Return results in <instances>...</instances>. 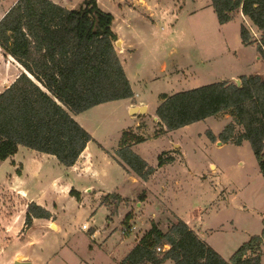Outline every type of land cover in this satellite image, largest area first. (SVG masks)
Here are the masks:
<instances>
[{"label":"rangeland","instance_id":"obj_1","mask_svg":"<svg viewBox=\"0 0 264 264\" xmlns=\"http://www.w3.org/2000/svg\"><path fill=\"white\" fill-rule=\"evenodd\" d=\"M11 1L0 0V8ZM57 1L68 8L82 2ZM97 4L113 15L112 30L120 41L115 49L134 93L132 101L142 100L146 111L130 115L125 98L73 115L92 136L86 146L92 172L71 174L65 166L45 161L39 177L31 172L21 175L19 162L30 150L23 146L13 168L11 159L0 165L1 264H15L13 256L29 264H120L152 221L167 233H174L182 221L228 259L264 227V179L249 142L218 144L220 132L233 120L228 112L175 130L164 129L154 116L163 93L260 73L263 57L255 43L241 42L240 14L220 24L210 0H97ZM4 67L11 70L5 76L8 83L22 71L12 57L0 52V73ZM129 128L145 137L132 149L156 168L146 181L127 172L115 158L121 134ZM240 130L236 126L235 134ZM162 153L173 160L158 167ZM67 174L69 179L64 178ZM71 188L80 190L79 201L69 194ZM53 189L55 193L50 192ZM98 191L118 193L127 200L117 204L110 196L104 202ZM31 199L46 204L52 218L36 219L25 227ZM127 213L132 215V229L122 233ZM50 222H56V231L40 227ZM82 224L87 228L81 229Z\"/></svg>","mask_w":264,"mask_h":264},{"label":"trees","instance_id":"obj_2","mask_svg":"<svg viewBox=\"0 0 264 264\" xmlns=\"http://www.w3.org/2000/svg\"><path fill=\"white\" fill-rule=\"evenodd\" d=\"M210 5L220 24L242 14L241 42L255 43L264 59V0H210ZM112 22L113 15L102 10L97 0H82L73 8L53 0H16L3 14L0 52L12 57L22 71L0 92V161L23 146L72 166L92 139L73 115L101 103L133 97L115 49L118 37ZM235 78L163 93L155 117L164 129L175 130L230 113L233 120L224 126L219 139L236 145L247 140L264 179V78L259 73ZM236 126L241 129L238 134ZM206 133L211 140L216 139L210 130ZM144 140L131 128L123 130L115 158L127 172L146 181L156 168L132 149ZM163 154L158 156V167L173 160ZM69 194L80 200L75 188ZM110 196L117 204L127 200L118 193H107L102 200L106 202ZM51 218L44 206L33 200L27 204L25 227L33 226L34 219ZM131 219L127 213L122 229L132 226ZM174 231L164 232L152 221L120 264H161L166 260L174 264H262L264 227L228 259L186 223L178 221Z\"/></svg>","mask_w":264,"mask_h":264},{"label":"crops","instance_id":"obj_3","mask_svg":"<svg viewBox=\"0 0 264 264\" xmlns=\"http://www.w3.org/2000/svg\"><path fill=\"white\" fill-rule=\"evenodd\" d=\"M16 0H12L11 1V3H9V5L7 6L6 5V7L4 8H0V18L3 16V14L8 10V8L15 2ZM54 2H56V3H61L60 1H57V0H53ZM3 3V2H2ZM62 4V3H61ZM241 16H242V14H241ZM243 17V16H242ZM244 18V17H243ZM245 19V18H244ZM116 35H117V33H116ZM117 37H118V35H117ZM117 46V45H116ZM118 47H120V46H118ZM117 53H118V51H117ZM4 71H3V73H0V85L2 84V85H4V84H6L7 83V85H5V87L6 86H8L12 81H9V83H8V81L6 80V78H5V76L7 75V73H10V69H7L6 67H4ZM19 74V73H18ZM18 76V75H17ZM16 76V77H17ZM232 78H235V77H232ZM232 78H230V79H232ZM125 100H127L128 101V103H127V107L129 108V107H131V106H134V105H142V104H144L143 103V101L142 100H140V101H136L135 99V101L133 102L132 101V98H128V99H125ZM74 118H75V116H73ZM155 117V116H154ZM20 147L21 146H19L18 147V150H17V152L19 151V149H20ZM31 151V152H30ZM17 152L14 154V155H12V156H10V157H8V158H6L5 160H2V161H0V165H3L4 163H7L6 161H8L9 159H11V167L13 168L14 167V163L16 164L18 161L16 160V158H15V156H16V154H17ZM86 152H87V147L82 151V153L80 154V156H79V158L77 159V161L75 162V164L74 165H72V166H68V167H66L65 166V169H67V171L68 172H70L71 174L72 173H77V172H80V171H83L84 173L85 172H92V164H91V161H90V157L88 156V155H86ZM26 154H27V156H25L24 155V157L20 160V162L19 163H21V165H22V168H21V175H24V173H32L34 176H36V177H39L40 176V174L43 172V162H51V163H58V160L55 158V156H53V155H49V154H44V153H40V152H37V151H34V150H29L28 152H26ZM83 156H85V159H81ZM12 161H14V163H12ZM78 164H82V165H84L85 166V168H84V166H82V167H79L78 168ZM60 177V176H59ZM64 178H70V176L67 174L66 175V177H64ZM72 187V186H71ZM89 189H92L91 187H89L87 190H89ZM77 191H79L80 192V190H78V189H76ZM55 190L53 189V190H50V192H54ZM55 193V192H54ZM98 195H99V197H100V200H101V198H102V196L103 195H105L103 192L101 193V191H98V192H96ZM95 193V194H96ZM80 195H81V192H80ZM34 199V198H33ZM32 200V199H31ZM34 201H36V200H34ZM40 205H42V206H44V207H46L50 212H51V210H50V208L48 207V206H46V204H44V203H40V202H38ZM52 213V212H51ZM34 220H36V219H34ZM37 220H39V219H37ZM47 224V223H46ZM55 224H56V222H55ZM193 229V228H192ZM198 235H199V233H198ZM201 238H202V236L201 235H199ZM137 238V237H136ZM203 239V238H202ZM137 242V240H135V242H134V244ZM133 244V245H134ZM123 259V258H122ZM121 259V260H122ZM25 261L26 259H20V256H13V261ZM167 261H170V260H166V261H164L163 263H161V264H164L165 262H167ZM171 262V261H170ZM0 264H1V262H0Z\"/></svg>","mask_w":264,"mask_h":264},{"label":"water","instance_id":"obj_4","mask_svg":"<svg viewBox=\"0 0 264 264\" xmlns=\"http://www.w3.org/2000/svg\"><path fill=\"white\" fill-rule=\"evenodd\" d=\"M115 45L120 46V41L117 40L115 42ZM259 74H260V76H262L264 78V70L261 71ZM235 83L240 84V80L238 78H235ZM128 111H129V114L132 116L144 114L146 111V105H144V104L134 105V106L129 107ZM154 119H157V117H154ZM218 144H221V141H219ZM40 227L47 230V231H56L58 229L57 225L54 222H50L47 224H41ZM15 264H29V263L25 262V261H17V262H15Z\"/></svg>","mask_w":264,"mask_h":264},{"label":"built area","instance_id":"obj_5","mask_svg":"<svg viewBox=\"0 0 264 264\" xmlns=\"http://www.w3.org/2000/svg\"><path fill=\"white\" fill-rule=\"evenodd\" d=\"M1 92V91H0ZM86 225L82 224L81 225V229H86ZM132 229V226L130 228H123L122 229V233H127L128 231H130ZM157 250H160V248L158 247ZM145 264H151L150 262H146Z\"/></svg>","mask_w":264,"mask_h":264}]
</instances>
